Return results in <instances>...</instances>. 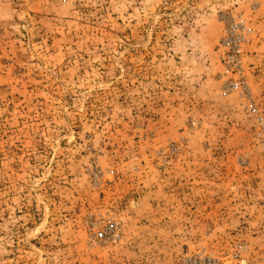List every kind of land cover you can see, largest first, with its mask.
I'll return each instance as SVG.
<instances>
[{"label": "rangeland", "instance_id": "374dc122", "mask_svg": "<svg viewBox=\"0 0 264 264\" xmlns=\"http://www.w3.org/2000/svg\"><path fill=\"white\" fill-rule=\"evenodd\" d=\"M0 264H264V0H0Z\"/></svg>", "mask_w": 264, "mask_h": 264}, {"label": "built area", "instance_id": "2783aa9c", "mask_svg": "<svg viewBox=\"0 0 264 264\" xmlns=\"http://www.w3.org/2000/svg\"><path fill=\"white\" fill-rule=\"evenodd\" d=\"M237 26L240 28L241 32H237ZM248 28L244 24V22H239V24L235 25V28L233 27V30H230V34L225 38L224 44L227 47L228 50L226 52L228 53L226 63L228 66L240 68L242 64L241 59V43L245 39V34L248 32ZM237 32L238 34H236ZM234 87H237V85H234ZM113 231V228L108 227V229L104 232H101L99 236L101 238H105V235H107L109 232Z\"/></svg>", "mask_w": 264, "mask_h": 264}]
</instances>
